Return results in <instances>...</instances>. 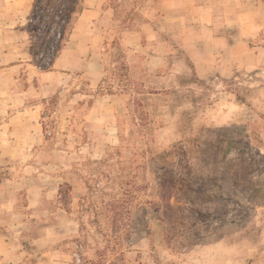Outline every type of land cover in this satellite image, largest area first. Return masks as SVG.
<instances>
[{
    "label": "rangeland",
    "instance_id": "1",
    "mask_svg": "<svg viewBox=\"0 0 264 264\" xmlns=\"http://www.w3.org/2000/svg\"><path fill=\"white\" fill-rule=\"evenodd\" d=\"M1 1L0 31L12 35L0 32V67L22 65L0 74L4 146L10 134L30 137L29 123H4L27 107L28 73L50 68L82 0H31L27 10ZM150 4L114 7L121 21L133 13L144 29L171 31L165 67L131 66L115 38L103 68L73 73L42 100L41 145L0 149V180L31 177L34 190L36 213L14 231L25 261L14 264H264V0H167L176 14ZM56 225L59 242L32 244Z\"/></svg>",
    "mask_w": 264,
    "mask_h": 264
},
{
    "label": "crops",
    "instance_id": "2",
    "mask_svg": "<svg viewBox=\"0 0 264 264\" xmlns=\"http://www.w3.org/2000/svg\"><path fill=\"white\" fill-rule=\"evenodd\" d=\"M166 1L167 0H149L151 3L149 8L156 13V9L160 4L161 7L176 14V9L165 7ZM182 1L185 2V0ZM0 3H2L1 0ZM18 3L24 6V10H27L28 6L31 5V0L28 1V3L25 0H19ZM114 4L115 0H82V7L76 12L70 32L64 39V44L58 55L52 60L50 68L41 71L34 70V72L28 73V83L22 91V97L20 96L23 102L24 100L28 102V104H26L27 107L13 112L4 123L7 126L6 128L4 127L5 130L10 129L12 132H15L18 126L24 121L26 124L29 123L30 127L28 133L30 137L24 141L25 136L10 134L8 137L14 140L8 141L4 146L1 145L0 149L9 150V152H11L12 150L29 149L35 145H41L43 136L37 118L39 116L42 100L48 99V97L55 94L60 87L66 86L73 73L83 70H87L90 73L92 69L103 68L102 55L108 53V47L112 48L110 42L115 38L119 46L131 52L130 54L132 55L128 56L131 66L143 65L144 68L152 70L166 66L173 50V43L170 40L172 36L171 31L166 33L160 30L144 29L143 26L138 24L137 16L133 13L130 17L124 16L122 19V21H131V25L126 24L131 27L127 29L128 26L126 27L120 17L116 15ZM9 13L10 12H8V14ZM168 15H170V12ZM7 16L8 20L14 19V22H16V19L19 21L21 18L15 14H9ZM122 25H124V27ZM9 29L10 28H4L0 32L6 33L7 36L12 35ZM16 32H20L23 36L22 31L18 30ZM150 32H153V54L146 56L143 62L139 63L140 58L136 55L140 52L141 39L144 34H149ZM193 34L194 36H199V33L195 34L193 32ZM129 37L132 38L131 42L128 41ZM214 38L222 45V41H226L228 37H226L225 34H221ZM225 48L236 55L237 47L234 48L233 45H227ZM185 51L191 52L188 46ZM259 57L255 55V48L253 47L252 61H254V63L258 62ZM232 60L229 66L232 65L233 68L235 65L234 56ZM156 64H159L158 67H156ZM21 66L22 65L19 64L5 65L0 67V74L4 72L6 74L10 72L15 74ZM90 75L91 78H93L94 75ZM0 107L3 108L4 111H7L9 105L8 103L2 102L0 99ZM41 152H48V149L42 150ZM53 155L56 154L53 152ZM29 178L31 177L3 178L0 180V264H14L16 262L21 263L25 261L27 252H25V247L22 244L23 241L20 242L19 238L14 234V231L19 228L20 222H25L30 208L36 213V210L32 207L35 203L32 204V202H30L32 199V197H30V192L34 193V190H27ZM22 187H24V190H19ZM54 193L55 191L49 190H44L43 192V194L46 195H53ZM40 212H44V210L40 209ZM54 228L57 231L58 226L56 225L53 228L48 226L44 227V231H42L36 239L32 240V244L48 246L59 242V238L56 237L59 236L58 232L56 235H53ZM40 255L43 257L46 256V253H41Z\"/></svg>",
    "mask_w": 264,
    "mask_h": 264
}]
</instances>
